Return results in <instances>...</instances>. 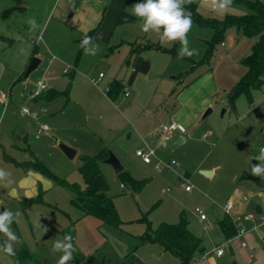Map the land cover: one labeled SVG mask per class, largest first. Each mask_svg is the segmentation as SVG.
Instances as JSON below:
<instances>
[{
	"label": "rangeland",
	"instance_id": "rangeland-1",
	"mask_svg": "<svg viewBox=\"0 0 264 264\" xmlns=\"http://www.w3.org/2000/svg\"><path fill=\"white\" fill-rule=\"evenodd\" d=\"M193 1L206 19L222 20L249 11L244 0H233V6L226 13L212 11L201 0ZM23 2L29 6L18 8ZM43 3L47 6L49 0ZM132 4L128 6L129 12ZM41 5L40 0H0V30L14 38L11 46L0 40V94L9 96L7 92L12 84L13 98L9 107L0 104V148L4 146L3 138L10 134L12 137L5 140V145L7 149L14 150L9 143L20 138L23 120L18 108L23 97L19 95L34 90L38 77L43 75L42 69L52 56L38 40L44 30L39 11ZM9 9L12 11L5 14ZM29 18L37 21L35 31H30ZM55 23L52 19L48 26L50 35H55ZM139 25V20L130 25L126 23L117 34L123 32L130 40L146 37L167 49L146 50V56L154 65L153 72L137 74L132 85L127 82L130 95L125 96L122 92L111 100L106 93L109 88H106L105 81L114 76L123 78L125 71L133 67L134 59L130 64L125 63L119 51L108 56L104 54L100 60V50L94 56L87 55L85 65L92 68V72L85 75L89 77L90 86L83 88L79 84L71 94L69 91L68 100L65 95L57 99L61 100L62 106L68 102L64 113L59 116L62 130L55 132L52 127L44 131L39 140L30 136L32 142L35 141L33 147L39 159L52 173L82 187L85 186L79 171L82 156L95 155L104 148L113 151L122 161L123 171L115 173L111 164L104 161L100 166L109 184L108 194L114 198L122 223L120 227H115L95 216L83 215V211L71 203L74 196L72 190L56 184L41 172L36 173L40 177L35 188L19 183L14 187L0 188V211L7 208L19 213L12 229L20 239L16 248L25 246L32 254L25 264H56L61 253H52V245L66 236L72 237L76 249L69 264H139V260L159 264L152 247L159 245L143 244L139 240L147 229L146 220L150 221L152 228H156L163 221L177 222L185 216L192 221L193 231L205 243L211 245L222 236L219 219L224 214L223 206L228 199H232L235 185L242 181L247 158L254 152L259 153L264 141V84L254 92L255 99L253 97L252 101L242 94L232 104L228 97L229 91L247 71L243 58L251 53L255 38L232 25L224 31L220 40L215 41L212 26L194 22L188 39L190 48L197 49L198 55L181 60L177 59L178 43L162 45L155 34L142 32ZM64 37V42L71 41V36L66 34ZM114 39L110 44L114 43ZM35 40L38 42L35 43ZM34 44L39 46L38 53L43 62L29 77L16 81L12 75L26 53L31 54ZM33 57L38 56L34 54ZM67 67L73 71V64ZM100 71L106 73V78L96 85L91 78L97 77ZM59 75L57 87L65 93L72 72L60 71ZM43 77L46 79V73ZM186 100L200 106L206 103V107L202 112L197 111L194 124L188 125L183 136L185 141L171 139L152 155V163H144L136 154L137 148L149 150L142 133L170 121L178 104L183 113H190L192 109ZM9 108L15 110L11 116ZM224 108L226 111L223 114ZM208 109L210 111L204 116ZM243 114L247 117L242 118ZM133 125L144 130L138 131ZM61 143L74 148L75 156H68ZM173 159L179 163L178 170L169 166ZM159 161L160 169L157 167ZM214 167L215 172L211 175L202 172L214 171ZM128 174L140 184L138 189L127 178ZM179 176H185L193 185L192 193L181 186ZM39 196L40 199L35 200ZM197 207L207 215L206 220L200 219ZM230 257L226 251L222 264H235L228 261ZM176 260L180 262L178 258ZM0 264L21 263L0 252Z\"/></svg>",
	"mask_w": 264,
	"mask_h": 264
},
{
	"label": "crops",
	"instance_id": "crops-1",
	"mask_svg": "<svg viewBox=\"0 0 264 264\" xmlns=\"http://www.w3.org/2000/svg\"><path fill=\"white\" fill-rule=\"evenodd\" d=\"M45 1L46 0H40V4H42L41 5L42 9H40L39 11L40 13H42L41 23L44 22V26H43L44 30H43V34L39 35L38 40L40 39V42L42 43L44 49L47 52H50V54L52 53V56L51 58H49L45 68L42 69L43 75L44 73H46V79H44L43 75L42 77L39 76L38 78H43L45 80L46 93L42 96H33L32 95L33 91L30 90L29 92H23L19 95L20 97H23V100L20 99V105H18L19 112H20V106L22 104H28L33 109L38 110L40 116L38 120H35L30 116H24L20 113V116H22L23 118L21 125L22 130L20 131L21 132L20 138L18 137L19 138L18 140L12 138L13 140L9 143L14 150L10 149L11 150L10 151L9 149H7L6 146L7 144L5 143L6 142L5 140H7V138H11L12 136L8 134L5 137V139L3 138V144L5 147L1 145L0 148V150L2 151L0 152V168H4L12 173L14 183L10 187H14L15 185H17V183H19L21 186H29L35 188L36 183L40 177L39 175L40 173L33 169L24 168L21 163L29 161L34 157L37 158L40 157L37 154L36 149L33 147L35 141L32 142L31 140V137H35L37 140L41 139L40 136L42 135L43 132L41 134H37L35 132L38 123L48 124L50 126L49 130H51V128L53 127L52 129L55 132L62 130L59 116L60 114L64 113V107H66L68 102H66L65 106H62L61 102H59L61 100H57L58 97L65 95L67 96V100H68L69 91L71 94V91H73V89H76V86H78L79 84L83 86V88L85 85L90 86L89 77L85 74H90V72H92V68H86L85 60L87 54H85L84 49L80 46L81 41L84 38V35L91 34V37H93V43L99 44L100 53L98 55V60L102 59L104 54L108 56L114 53L115 51L117 52L119 51L118 53L121 54L120 56L124 57V62L127 63L126 60L129 58L131 51V43L136 41L135 39L134 40L128 39L123 32L117 34L119 33V28L122 27V25L126 23L127 25H130V23H134L138 20L136 18L134 21L118 23V18L120 17L123 11L131 14V12L128 11V6L129 4L136 2V0H49L47 6L43 3ZM20 4L21 5H19L18 8L21 9H24L27 6H29L24 2ZM11 11L7 10L5 14H8ZM52 19H55L56 21L55 27L53 29V33L55 35H50V33L48 32V26L50 25ZM0 33L5 37L4 39L0 38V40L6 41L7 46H11L14 42V38L9 37V34L6 33V31L0 30ZM66 34L67 36H71V41L66 40L64 42L65 40L64 36ZM97 37H102V38L96 39ZM113 39H114L113 41L114 43L110 44V42H112ZM144 40H149V39L146 37H144L142 40L137 39V41L140 42ZM34 42L37 43L38 41L35 40ZM33 47L34 48L31 54H28V52L26 53L20 66L16 69V71L12 75V78L13 79L16 78L15 79L16 81L25 78L24 77L25 70L30 60L33 58L34 54H36L39 58H41V63L43 62L41 55L38 53L39 46L37 44H34ZM89 47H91V45H89ZM80 49H81V54H79ZM105 50L106 53L104 52ZM54 52H56L58 55L56 56ZM132 59H134L133 67L131 68L129 67L125 71L123 78L114 76L110 80L105 81L104 84L106 88L107 87L109 88L111 86V83L115 79L121 80L123 84L125 82L126 84L125 87H126L127 82L129 85H132L135 82V78L137 77V74L140 73L147 75L153 72L154 65L152 61L146 56V50L141 52L137 56L134 57L132 56L130 58L129 63L127 64H130ZM70 64H73V71L70 70L69 72H65V69L68 68L67 66ZM139 70L141 71L139 72ZM60 71H64L67 74L72 72L69 86L68 89L65 91V93L60 91V89H58L57 87L58 84L57 80L60 77L59 75ZM101 72L103 71H100L99 74ZM76 73H78L77 74L78 76L77 75L75 76ZM103 73H104V77L102 78V81L106 78V73L105 72ZM11 92H12V84L7 92V94H9V102L6 107H9L13 102ZM254 92H253V97L255 99ZM106 93L109 99L114 100L108 95V91ZM0 96L3 95L0 94ZM189 101L190 100H186L185 102L188 103ZM0 104L3 103L0 101ZM188 104L191 107L192 111H194L193 114L190 115L192 111L190 113H183L181 111L180 105L178 104L177 105L178 109L174 113L173 118H170L169 119L170 121H166L162 123L164 124L167 122L176 121L185 128L184 132L180 130L176 131L174 137L172 138V139L174 138L179 139V142L185 141L183 136L188 130L187 129L188 125L194 124L195 119L197 118L196 116L197 111L202 112V110H204V108L206 107V103H204L203 106L195 105L192 103L191 104L188 103ZM9 109L10 110H8V113L9 116H11L13 115L15 110L14 108H9ZM243 117H247V115L243 114L242 118ZM161 125L160 126L157 125L155 127L147 129L145 133L144 132L142 133L144 134V139L146 141V148L148 149L154 148L155 154L157 153V150L159 149L160 146L164 147L168 144L167 143L166 145H164L162 143V133L160 130ZM133 128H135L138 131L140 130L141 132L144 130V128H141L140 126L136 127L135 125H133ZM262 144H264V141H262L260 147L262 146ZM16 153L22 155L20 156L17 155ZM253 154L254 155H251L249 158H247L246 165L244 166L245 168L244 172L247 171L250 174H251V165L252 164L255 165L259 163V161L255 159V157L259 156L260 150L259 153L254 152ZM173 168L174 170H178V166ZM214 172H215V167H214V171H212L211 174H213ZM192 192L193 190L188 193H192ZM228 200H230L233 203V207L229 212H226L223 206L224 214L219 219V221L225 215H230L231 217H234L249 212L255 213L257 215L264 214V179H261L260 177L257 176H255V178H243L242 181H239L235 185L232 194V199H228ZM201 220L204 221L203 219ZM171 223H176V222H171ZM188 223H189L188 225L189 229L194 234L198 235L195 231H193L194 229H192L193 228L192 221L190 220L188 221ZM245 225L248 228V232L245 236V240L247 242L245 246H242L241 240L234 236L231 238H226L220 227L222 231V236L218 237L217 241H213L215 243L212 242L211 245H209L208 242L205 243L204 240H202L204 249L196 253L193 264H222L224 262V255L226 251L229 252L231 256L230 259L228 260L230 263L234 262L235 264H264V227L256 226L251 221L245 222ZM148 244L159 245V246H152L154 247L153 248L154 251H156L155 258L157 259L156 261H158L159 264L160 263L182 264L180 258L174 253H172L170 250L166 249L163 245L159 243H148ZM218 246H223L225 249V252L222 255H217L215 252V248H217ZM175 257L178 258L180 262H177ZM139 262H140L139 264H150L148 262H143V260H139Z\"/></svg>",
	"mask_w": 264,
	"mask_h": 264
},
{
	"label": "trees",
	"instance_id": "trees-1",
	"mask_svg": "<svg viewBox=\"0 0 264 264\" xmlns=\"http://www.w3.org/2000/svg\"><path fill=\"white\" fill-rule=\"evenodd\" d=\"M244 2L249 9L247 13L240 16H227L222 20L204 18L199 12L198 4L195 1L185 5V8L191 12L194 22L214 28L215 41L220 40L224 31L232 25L236 26L243 34L255 38L251 53L243 58V64L247 68V71L228 93L232 104L242 94L252 101L253 92L260 90L264 84V0H244ZM135 19L136 17L123 11L118 18V23L130 22ZM88 36L91 37V34ZM0 38L4 39L5 37L0 33ZM150 48L167 50L156 42L149 40L140 42L136 40L131 43L130 55L126 62L129 63L132 56H137ZM81 49L79 54H81ZM124 87L121 80L115 79L109 87L108 95L112 99H115L121 91H124ZM107 157V148L102 149L95 155L82 156V164L79 167V171L84 179V187L58 177L37 157L21 164L26 169H33L51 177L56 184L70 188L74 193L71 203L80 208L83 211V215H92L103 223L120 227L122 220L116 209L113 196L108 194L109 184L100 166L101 162ZM241 177L255 178V176L247 171L243 172ZM127 178L136 189L140 187V184L130 174L127 175ZM39 199L40 196L35 200ZM146 221L147 229L139 236L140 242L143 244L159 243L163 245L166 249L177 255L182 264H193L196 253L204 249L201 237L189 229V223L185 216H181L180 220L176 223L163 221L156 228H152L150 221ZM219 225L226 238L233 237L237 232V227L230 215H225L219 221ZM31 256L32 254L29 249L23 246L20 249L16 248V256L10 257L18 263L25 264L26 260Z\"/></svg>",
	"mask_w": 264,
	"mask_h": 264
},
{
	"label": "clouds",
	"instance_id": "clouds-1",
	"mask_svg": "<svg viewBox=\"0 0 264 264\" xmlns=\"http://www.w3.org/2000/svg\"><path fill=\"white\" fill-rule=\"evenodd\" d=\"M193 0H136L131 6V15L140 21V29L144 33L155 34L162 45L178 43L177 59L191 58L198 55V50L190 48L188 34L193 27L192 14L185 8ZM210 6L214 12H227L233 6V0H201ZM30 31L38 27L35 18L27 20ZM97 37L96 39H101ZM91 45V47H89ZM85 54L96 55L99 44L93 43V37L84 35L80 45ZM258 164L251 165V174L264 179V148L260 149L259 156L255 157ZM14 183L12 173L0 168V188H8ZM18 212L5 208L0 211V252L8 256H16V245L20 243L19 237L12 229ZM45 231L47 229L45 228ZM52 253H61L56 264H69L74 259L76 251L72 243V237L66 236L63 240H56L51 248Z\"/></svg>",
	"mask_w": 264,
	"mask_h": 264
},
{
	"label": "built area",
	"instance_id": "built-area-1",
	"mask_svg": "<svg viewBox=\"0 0 264 264\" xmlns=\"http://www.w3.org/2000/svg\"><path fill=\"white\" fill-rule=\"evenodd\" d=\"M70 69L66 68L65 72H69ZM104 77V73L101 72L99 76L93 77L92 81L95 84H99L102 78ZM46 91V83L43 78H38L36 82V86L32 92L33 96H41L44 92ZM128 87H124V94L126 96L129 95L128 92ZM0 101L4 104L6 107L8 102H9V96H0ZM20 113L24 116H30L35 120L39 119L40 113L38 110L33 109L30 105L28 104H22L20 106ZM50 126L46 123H38L36 133L41 134L42 132L49 130ZM161 133H162V143L166 145L175 135V132L180 130V131H185V128L178 122L176 121H171L167 122L161 125ZM261 148H264V144H262ZM260 148V149H261ZM136 154L141 157V159L145 163H151L152 162V155H155V149L154 148H149V150H145L144 148H138L136 149ZM161 162L159 161L158 163V169H160V164ZM179 165L178 161L176 159H173L170 161L169 166L170 167H177ZM181 178V186L188 192H191L193 190V185H191L188 182V179L185 178V176H180ZM233 207V203L228 200L224 208L226 212H229L231 208ZM196 212L199 213L201 219H206L207 215L203 212V210L199 207L196 208ZM236 227H237V232L234 235V237L238 238L241 240L242 246H245L247 244L245 240V236L248 232V228L245 225V222L251 221L254 223L256 226H263L264 227V214L257 215L255 213L249 212L241 215H237L232 217ZM215 252L217 255H222L225 252V249L223 246H218L215 248Z\"/></svg>",
	"mask_w": 264,
	"mask_h": 264
},
{
	"label": "water",
	"instance_id": "water-1",
	"mask_svg": "<svg viewBox=\"0 0 264 264\" xmlns=\"http://www.w3.org/2000/svg\"><path fill=\"white\" fill-rule=\"evenodd\" d=\"M40 63H41V58L33 57L30 60L28 66H27V68L25 70L24 77L27 78L34 70H36L38 68ZM209 111H210V109H208L205 112L204 116H206ZM225 111H226V109L224 108L222 110V113L224 114ZM60 146L62 147L63 151L68 156H70V157H74L75 156L76 150L74 148H72V147H70V146H68V145H66L64 143H61ZM103 161L106 162V163L111 164V166L113 167L115 173H119V172H121L124 169V165H123L122 161L111 150L108 151V157L105 158ZM202 172L204 174H206V175H210L212 173V171H210V170H202Z\"/></svg>",
	"mask_w": 264,
	"mask_h": 264
}]
</instances>
